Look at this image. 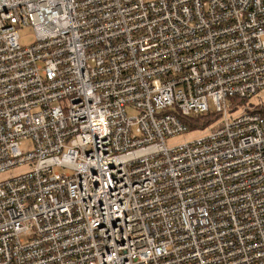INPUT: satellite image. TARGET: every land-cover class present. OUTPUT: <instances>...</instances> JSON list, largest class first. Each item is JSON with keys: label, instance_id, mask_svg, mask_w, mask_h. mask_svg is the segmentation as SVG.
<instances>
[{"label": "built area", "instance_id": "2783aa9c", "mask_svg": "<svg viewBox=\"0 0 264 264\" xmlns=\"http://www.w3.org/2000/svg\"><path fill=\"white\" fill-rule=\"evenodd\" d=\"M262 90L264 0H0V264H264Z\"/></svg>", "mask_w": 264, "mask_h": 264}, {"label": "rangeland", "instance_id": "374dc122", "mask_svg": "<svg viewBox=\"0 0 264 264\" xmlns=\"http://www.w3.org/2000/svg\"><path fill=\"white\" fill-rule=\"evenodd\" d=\"M18 35L20 37L19 41H20L21 45H28V44H30L33 41L32 33H31V31L28 28L20 29L18 31ZM259 99L262 102H264V90H262L261 92L257 93L255 96L250 98L248 100V103L251 104V105H253V104L255 105V104L258 103ZM209 108H210L211 113H213L214 112V107L211 104V102H209ZM127 113L128 114H133V111L129 110ZM236 113L237 112L228 113V115L229 116H234ZM218 122H219L218 119H215L209 125H207L206 127L202 128L200 130L187 131L184 134L168 138L165 141V145H166V147L171 148V147H175V146L181 145V144L186 143V142H190V141L195 140V139H197L199 137H203L204 135L207 134V132L210 129H213L218 124ZM19 149H20V151L22 153H25L26 151H30L32 149L31 140H22L20 142ZM29 169H30V166H28V165L19 166V167H15V168L9 169V170H7V171H5L3 173H0V181H3V180H6V179H9L11 177L17 176L19 174H22L25 171H28Z\"/></svg>", "mask_w": 264, "mask_h": 264}, {"label": "trees", "instance_id": "16d2710c", "mask_svg": "<svg viewBox=\"0 0 264 264\" xmlns=\"http://www.w3.org/2000/svg\"><path fill=\"white\" fill-rule=\"evenodd\" d=\"M232 108H236L241 105H246L247 103L244 101H239L236 99H231ZM259 113H264V107L258 108L254 110ZM217 116H214L212 114H205L201 116L196 117H181V122L187 127L188 131L192 130H200L207 125H209L211 122H213L215 119H217Z\"/></svg>", "mask_w": 264, "mask_h": 264}]
</instances>
